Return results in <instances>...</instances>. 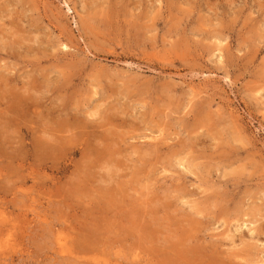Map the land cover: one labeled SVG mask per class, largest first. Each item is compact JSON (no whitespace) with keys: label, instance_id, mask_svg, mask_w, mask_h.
<instances>
[{"label":"rangeland","instance_id":"obj_1","mask_svg":"<svg viewBox=\"0 0 264 264\" xmlns=\"http://www.w3.org/2000/svg\"><path fill=\"white\" fill-rule=\"evenodd\" d=\"M168 261L264 264V0H0V264Z\"/></svg>","mask_w":264,"mask_h":264},{"label":"bare ground","instance_id":"obj_2","mask_svg":"<svg viewBox=\"0 0 264 264\" xmlns=\"http://www.w3.org/2000/svg\"><path fill=\"white\" fill-rule=\"evenodd\" d=\"M66 47H67V46H66ZM1 78H2V77H1ZM12 81H13V80H12ZM2 84H4V83H2ZM9 84H10V83H9ZM6 85H7V84H6ZM6 85H5V86H6ZM3 86H4V85H3ZM1 87H2V85H1ZM35 87H36V86H35ZM14 88H15V87H14ZM30 89H31V88H30ZM12 90H13V89H12ZM15 90H16V89H15ZM15 90H13L12 93H13ZM31 90H33V89H31ZM10 91H11V90H10ZM27 91L30 93L29 90H27ZM27 91H26V92H27ZM34 91H36V90L34 89ZM5 92H6V91H5ZM16 92H17V91H16ZM16 92H15V93H16ZM24 92H25V91H24ZM24 92H23V93H24ZM31 92H32V91H31ZM38 92H39V91H38ZM3 93H4V92H3ZM9 93H10V92H9ZM29 93H28V94H29ZM1 94H2V93H1ZM7 94H8V91H7ZM10 94H11V93H10ZM17 94H18V93H17ZM33 94H34V93H33ZM37 94H38V93H37ZM19 95H20V92H19ZM14 96L16 97L15 99L18 98L16 95H14ZM26 96H28V95H26ZM32 96H35V95H32ZM32 96H31V97H32ZM2 97H4V95H3ZM9 97H10V96H9ZM19 97H20V96H19ZM21 97H22V96H21ZM21 97H20V99H22V100L25 99V98H21ZM32 98H33V97H32ZM32 98H30V99L32 100ZM6 99H7V97L5 98V100H6ZM12 99H14V98H12ZM15 99H14V100H15ZM26 99H27V98H26ZM33 99H35V98H33ZM8 100H9V98H8ZM31 100L27 99V101H29V103L27 102V104H29V106H30V101H31ZM11 101H12V100H11ZM19 101H20V100H19ZM33 101H34V100H32L31 102L33 103ZM3 102H4V101H3ZM6 102H7V100H6ZM6 102H5V103H6ZM13 102H14V101H13ZM13 102H12V104H13ZM15 102H16V101H15ZM35 102H36V100H35ZM8 103H9V102H8ZM10 103H11V102H10ZM20 104H22V103H20ZM25 104H26V103H23V105H25ZM27 104H26L25 106H27ZM6 105H10V104H7V103H6ZM16 105H18V103H17V104H16V103L14 104V106H16ZM31 105H32V104H31ZM34 105H35V104H34ZM36 105H37V104H36ZM29 106H27V107H25V108H28ZM32 106H33V105H32ZM5 107H6V106H5ZM7 107H8V106H7ZM12 107H13V106H12ZM17 107H18V106H17ZM4 109H5V108H4ZM13 109L16 110V109H18V108H15V107H14ZM13 109H12V110H13ZM18 110H20V109H18ZM18 110H17V111H14V110H13V111H14V113H15V112L17 113ZM28 110H29V109H28ZM21 111L24 112L25 110H23V108H22V109L20 110V112H21ZM7 112H9V111H7ZM25 112H26V111H25ZM14 113H13V114H14ZM18 114H19V112H18ZM57 114H58V113H57ZM3 117H4V116H3ZM37 117H39V116H37ZM40 117H42V116H40ZM40 117H39V118H40ZM112 117H113V116H112ZM9 118H10V117H9ZM11 119H12V118H11ZM19 119H20V118H19ZM8 122H9V121H8ZM74 123H75V121H74ZM84 123H85V122H84ZM71 124H72V123H71ZM92 124H93V123H92ZM81 126H82V125H81ZM77 127H78V126H77ZM86 127H87V126H86ZM88 127H89V126H88ZM93 127H94V125H93ZM108 131H109V130H108ZM80 132H81V131H80ZM84 132H85V131H84ZM84 132H83V133H84ZM69 133H70V131H69ZM77 133H78V132H77ZM90 133H92V132H90ZM50 134H51V133H50ZM50 134H47V135L51 137ZM75 134H76V133H75ZM82 135H83V134H82ZM85 135H86V134H85ZM94 135H95V134H94ZM73 136H74V135H73ZM88 136H89V135H88ZM92 136H93V135H92ZM79 137H80V136H79ZM3 138H4V137H3ZM35 138H36V137H35ZM48 138H49V137H48ZM89 138H90V137H89ZM89 138H88V139H89ZM49 139H50V138H49ZM52 139H53V138H52ZM52 139H51V140H52ZM88 139H87V140H88ZM89 140H90V139H89ZM33 141H34V140H33ZM37 141H38V140H37ZM49 143H50V142H49ZM87 143H88V142H87ZM54 145H55V144H54ZM58 146H59V144H58ZM55 147H56V146H55ZM89 147H90V146H89ZM37 148H38V147H37ZM37 148H36V149H37ZM91 148H92V147H91ZM91 148H90V149H91ZM93 148H94V147H93ZM39 149H41V148H39ZM50 149H51V148H50ZM97 149H98V148H97ZM93 150H94V149H93ZM36 151H37V150H36ZM96 151H98V150H96ZM90 152H91V151H90ZM90 152H89V153H90ZM51 153H52V152H51ZM93 153H94V152H93ZM46 155H47V154H46ZM90 158H91V157H90ZM95 159H96V157H95ZM85 160H86V159H85ZM88 162L90 163V161H88ZM91 163H93V162H91ZM93 164H94V163H93ZM102 164H103V163H102ZM97 165H98V164H97ZM106 165H107V164H106ZM103 166H104V165H103ZM92 167H93V166H92ZM102 169H103V168H102ZM88 170H89V169H88ZM90 170H92V169H90ZM107 170H108V169H107ZM94 171H95V170H94ZM108 171H109V170H108ZM89 172H90V171H88V173H89ZM92 172H93V171H92ZM106 172H107V171H106ZM83 173H84V172H83ZM91 174H93V173H89V175H91ZM106 174H108V173H106ZM108 175H109V174H108ZM114 175H115V174H114ZM117 175H118V174H117ZM85 176H86V175H85ZM91 176H93V175H91ZM95 176H96V175H95V173H94V176H93V177L96 179L97 177H95ZM99 176H100V175H99ZM101 176H102V175H101ZM101 176H100V177H101ZM103 176H105V175H103ZM103 176H102V177H103ZM88 177H89V176H88ZM93 177H92V178H93ZM105 177H106V176H105ZM110 177H111V176L109 175V178H110ZM118 177H119V176H118ZM82 178H83V176H82ZM90 178H91V177H90ZM106 178L108 179V177H106ZM106 178H105V179H106ZM78 179H79V178H78ZM84 179H85V178H84ZM97 179H98V178H97ZM100 179H101V178H100ZM105 179H103V182H104ZM114 181H115V179H114ZM96 182H97V180H96ZM103 182H102V180H101V183H103ZM107 182H109V181H107ZM107 182H106V183H107ZM112 182H113V181H112ZM83 183H84V182H83ZM98 183H99V182H98ZM109 183H110V182H109ZM84 184H85V183H84ZM87 184H88V183H86V185H87ZM103 184H104V183H103ZM90 185H91V184H90ZM104 185L106 186V184H104ZM75 186H76V185H75ZM92 186H95V185L93 184ZM92 186H91V187H92ZM99 186H100V185H99ZM101 186H102V185H101ZM107 186H108V184H107ZM95 187H96V186H95ZM95 187H94V188H95ZM108 187H109V186H108ZM82 188H83V187H82ZM96 188H97L98 191H99V188H100V187H99V188L96 187ZM96 188H95V189H96ZM111 188H112V187H111ZM88 190H89V189H88ZM104 190H105V189H104ZM107 190H108V189H107ZM110 190H111V189H110ZM95 191H97V190H95ZM101 191H102V190H101ZM105 191H106V190H105ZM112 191H113V189H112ZM115 192H116V191H115ZM89 193H90V192H89ZM93 194H94V193H93ZM96 194H97V192H96L94 195L96 196ZM113 194H116V193H112L111 196H112ZM67 196H68V195H67ZM101 196H102V195H100V198H101ZM106 196H108V195L106 194ZM115 196H118V195H117V194H116V195H113V197H115ZM96 197L98 198V196H96ZM100 198H99V199H100ZM104 198H105V197H104ZM115 198H116V197H115ZM117 199H119V198H117ZM93 200H95V199H93ZM107 200H108V199H107ZM111 200H115V199L111 198L110 201H111ZM100 201H101V199H100ZM104 201H105V199H104ZM94 202H95V201H94ZM101 202H103V201H101ZM105 202H106V201H105ZM114 202H117V201H114ZM62 203H63V202H62ZM111 203H112V202H111ZM95 205L97 206L98 203H97V204L94 203V209H96V208H95ZM92 206H93V205H92ZM98 206H99V205H98ZM102 206H104V205H102ZM105 206H106V205H105ZM110 206H111V205H110ZM106 207H107V206H106ZM91 208H92V207H91ZM101 208L104 209L103 207H100V209H101ZM110 208H111V207H109V209H110ZM97 209H99V208H97ZM102 209L99 210V211H101V212H99V213H102V214H100V215H102V218H103V216H104L103 213H104V212H102V211H103ZM92 210H93V209H92ZM105 210H106V209H105ZM95 211H96L95 213H98L97 210H95ZM106 211H107V210H106ZM86 212H88V211H86ZM92 212H94V211H92ZM135 212H136V211H135ZM95 213H94V215H95ZM89 214H90V213H89ZM92 214H93V213H92ZM92 214H91V215H92ZM123 214H124V213H123ZM133 214H134V216H135V213H134V212H133ZM86 215H87V214H86ZM97 215H98V214H97ZM105 215H106V214H105ZM117 215H118V214H117ZM127 215H128V214H127ZM106 216H107V215H106ZM120 216H121V215H120ZM123 216H124V215H123ZM123 216H121V217H123ZM88 217H90V216H88ZM91 217H93V216H91ZM94 217H95V216H94ZM126 217H127V216H126ZM128 217H129V216H128ZM86 218H87V217H86ZM98 218H99V217H97V219H95L94 221L96 222V221L98 220ZM100 218H101V217H100ZM107 218H108V216H107ZM119 218H120V217H119ZM133 218H134V217H133ZM137 218H138V217H137ZM137 218H136V219H137ZM91 219H93V218H91ZM109 219H110V216H109ZM136 219H135V220H136ZM100 220H102V219H100ZM111 220H112V219H111ZM135 220H134V221H135ZM92 221H93V220H92ZM109 222H110V221H109ZM89 223H90V222H89ZM89 231H90V230H89ZM184 234H185V233H184ZM188 234H189V233H188ZM151 235H152V233H151ZM186 235H187V234H186ZM191 237H192V236H191ZM185 241H186V240H185ZM183 243H184V242H183ZM77 244H78V243H77ZM183 245H184V244H183ZM135 247H136V246H135ZM78 248H79V247H78ZM142 252L144 253L145 250H142ZM156 252H157V251H156ZM143 253H142V254H143ZM146 253H148V252H146ZM146 253H145V254H146ZM182 253H183V252H182ZM184 253H185V252H184ZM148 254H149V253H148ZM136 255H137V254H136ZM138 255H139V254H138ZM153 255H154V254H152V255L150 254L151 257H152ZM138 258H139V257H138ZM147 258H148V257H147ZM156 258H157V257H156ZM154 260H155V259H154ZM158 260H159V259H158ZM151 261H152V260H151ZM160 261H161V260H160ZM188 261H189V260H188ZM154 262H156V261H154ZM164 262H166V261H164ZM168 262H170V261H168ZM170 263H171V262H170ZM208 263H209V262H208ZM155 264H156V263H155ZM162 264H163V262H162ZM166 264H167V263H166ZM171 264H172V263H171Z\"/></svg>","mask_w":264,"mask_h":264}]
</instances>
